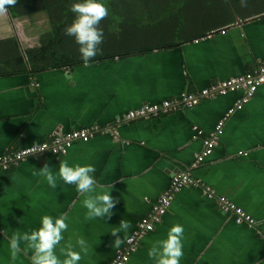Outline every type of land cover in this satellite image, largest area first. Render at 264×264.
Instances as JSON below:
<instances>
[{"label": "crops", "instance_id": "0c3cea01", "mask_svg": "<svg viewBox=\"0 0 264 264\" xmlns=\"http://www.w3.org/2000/svg\"><path fill=\"white\" fill-rule=\"evenodd\" d=\"M189 2V8L175 12L171 36L137 34L110 49L109 39L116 35L103 31L107 44L101 53L113 56L88 66L38 72H30L23 51L38 44L47 25L30 17L13 18L8 9L0 16V155L37 145L55 131L92 125L113 130L75 142L63 154L31 155L0 169V264H32L33 250L21 241L13 260L9 241L14 232L41 227L44 215L67 216L68 228L55 249L61 261V249L70 242L81 254L78 264H108L138 221L154 210L172 176L181 172L199 185L176 194L127 264H155L148 250L176 224L184 229L180 264H264V84L225 119L244 95L242 89L117 123L129 111L178 102L183 93H197L264 65V0H246V7L240 0ZM126 49L129 55L118 56ZM223 119L212 153L196 163L203 140ZM62 161L96 169L97 185L118 200L110 217L86 218L87 196L59 177ZM46 163L57 177L56 188L36 174ZM210 190L240 207L253 223H236L233 214L224 213L216 198L208 196ZM121 220L131 227L118 233L123 243L116 247L111 233ZM79 238L86 241V252L77 244Z\"/></svg>", "mask_w": 264, "mask_h": 264}, {"label": "clouds", "instance_id": "9594fccd", "mask_svg": "<svg viewBox=\"0 0 264 264\" xmlns=\"http://www.w3.org/2000/svg\"><path fill=\"white\" fill-rule=\"evenodd\" d=\"M17 0H0V16L7 14L9 6H15ZM241 7H246V0H240ZM74 14V19L70 25L64 28L67 36L74 37L79 45V52L84 66H88L89 61L100 53L99 45L103 43L104 33L99 27L100 22L108 16V9L100 0H77L71 4L69 9ZM44 149L40 145L33 144L28 148L29 153L42 152ZM96 169L92 165L69 166L67 161L59 164V177L66 184L76 185V190L84 194V207L88 210L87 219L106 218L111 216V210L115 207L118 200L114 199L111 190L102 185H97L93 173ZM38 175L43 176L52 188H56V175L52 168L46 163L42 169L37 171ZM99 188V191L96 189ZM95 194L93 195L92 193ZM67 216L56 217L44 215L41 219V227L32 230L30 233L23 234L14 232L9 241L11 258L15 260L21 251L20 242L26 243L27 248L32 249L34 254L31 256L32 264H78L81 260L80 252L73 250V245L69 242L61 249V254L65 257L62 261L55 253L56 246L64 239L62 233L68 228L66 223ZM131 227L130 223L121 220L117 231L111 234L116 237L114 245L119 247L123 240L118 233L127 232ZM184 229L181 225L172 226L166 239L155 241L148 250V257L155 261V264H180L183 257V238ZM81 250L86 252L87 245L83 238L77 240Z\"/></svg>", "mask_w": 264, "mask_h": 264}, {"label": "trees", "instance_id": "16d2710c", "mask_svg": "<svg viewBox=\"0 0 264 264\" xmlns=\"http://www.w3.org/2000/svg\"><path fill=\"white\" fill-rule=\"evenodd\" d=\"M74 2L77 0H17L15 6L8 7L13 18L43 17L42 21L47 25L39 37L38 44L24 48L23 54L28 61L30 72L83 63L79 45L74 37L64 33V28L74 19V14L69 10ZM100 2L108 9V16L100 22L99 27L104 33L108 32L105 35L110 37L116 35L115 41L109 39L110 49L119 48L124 41L136 38L137 34L146 37L158 32V35L163 33L164 37L171 36L174 32V23L177 21L175 12L191 6L189 0H100ZM117 37L122 38L116 40ZM103 42L104 44L99 45L100 53L90 62L114 55L108 52L101 53L107 44L105 39ZM125 51L118 56L130 54L128 49ZM146 51L148 50L141 53Z\"/></svg>", "mask_w": 264, "mask_h": 264}, {"label": "built area", "instance_id": "2783aa9c", "mask_svg": "<svg viewBox=\"0 0 264 264\" xmlns=\"http://www.w3.org/2000/svg\"><path fill=\"white\" fill-rule=\"evenodd\" d=\"M213 31L208 34V37L212 35ZM264 84V65L255 67L254 69L246 72L237 77H231L216 84H212L207 88L201 89L197 93H183L181 99L175 101H163L159 105H146L136 110L129 111L121 119H117V123L122 120H132L136 118H142L149 115H158L159 113H166L173 108H176L179 103L186 106H193L197 104L200 98L212 97L215 94H225L233 92L239 89L244 91V95L238 99L232 108L225 113V117H228L235 110L241 109L242 106L253 96L258 87ZM223 120H220L215 126V132L208 138L203 140L204 149L196 155V163H201L205 157L209 156L215 145L218 142L219 136L222 132ZM113 131L108 127H99L92 125L85 128L72 130L69 132L55 131L51 133L48 138L41 143L37 144L43 147L42 152L29 153L28 148L21 147L13 149L0 155V169H8L16 166L24 158L31 155H41L49 152L51 154H63L69 147L75 142H86L92 136L100 132ZM198 134H200L198 132ZM199 182L191 177L189 173L181 172L172 176L170 188L164 192L157 201L154 210L148 215L143 216L137 223L133 232L125 239L122 248L117 251L114 258L108 264H127L130 256L140 245L141 240L151 231H153L155 225L159 223L163 215L166 213L171 202L185 186H198ZM209 197H215L221 210L224 213H231L235 216L236 223L247 222L253 223L252 218L246 214L240 207L235 205L229 199L223 196H215L213 191H208Z\"/></svg>", "mask_w": 264, "mask_h": 264}, {"label": "rangeland", "instance_id": "374dc122", "mask_svg": "<svg viewBox=\"0 0 264 264\" xmlns=\"http://www.w3.org/2000/svg\"><path fill=\"white\" fill-rule=\"evenodd\" d=\"M31 18V17H30ZM37 19V20H36ZM32 20H35V21H38V22H43L42 20H43V17H37V16H34V18L32 19ZM115 24H112V26H114ZM117 25H119V24H117ZM109 26H111V24L109 25ZM116 26V25H115ZM110 28V27H109ZM111 29V28H110Z\"/></svg>", "mask_w": 264, "mask_h": 264}]
</instances>
